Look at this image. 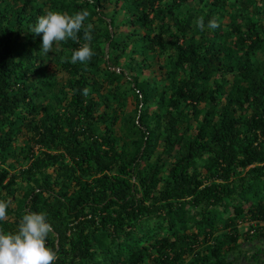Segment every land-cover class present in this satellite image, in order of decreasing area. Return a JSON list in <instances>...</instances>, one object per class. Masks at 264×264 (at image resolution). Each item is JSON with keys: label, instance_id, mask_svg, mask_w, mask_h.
<instances>
[{"label": "trees", "instance_id": "16d2710c", "mask_svg": "<svg viewBox=\"0 0 264 264\" xmlns=\"http://www.w3.org/2000/svg\"><path fill=\"white\" fill-rule=\"evenodd\" d=\"M49 10L88 16L44 55ZM0 200L54 264H264V0H0Z\"/></svg>", "mask_w": 264, "mask_h": 264}, {"label": "clouds", "instance_id": "9594fccd", "mask_svg": "<svg viewBox=\"0 0 264 264\" xmlns=\"http://www.w3.org/2000/svg\"><path fill=\"white\" fill-rule=\"evenodd\" d=\"M88 13L78 11L69 15L61 11L49 10L37 17L30 33L41 38L39 52L49 55L53 52L54 45L66 40L77 39V34L82 30ZM198 26L204 29V21L200 19ZM219 25L209 21L208 27L215 29ZM90 29V25L88 26ZM85 39L92 40L89 32ZM94 55L90 43L82 44L71 55V63H85ZM86 94V90H85ZM8 204L0 200V222L6 220ZM53 231L47 216L40 212L25 213L19 220L17 229L12 232L0 230V264H54L57 257L52 248L47 246V237Z\"/></svg>", "mask_w": 264, "mask_h": 264}, {"label": "rangeland", "instance_id": "374dc122", "mask_svg": "<svg viewBox=\"0 0 264 264\" xmlns=\"http://www.w3.org/2000/svg\"><path fill=\"white\" fill-rule=\"evenodd\" d=\"M50 70H52L53 69V64H52V62L50 63ZM154 69H155V72H156V74H159V71L157 70V67L156 66H154ZM53 71V70H52ZM58 74V73H57ZM134 109V105H133V103L129 100V102L127 103V107H126V112H130V111H132ZM263 248H264V245H263ZM244 253H246L245 255H246V257L249 259V256H250V253L251 252H253L254 250H253V246H251V245H246V246H244ZM263 256H260V258H262ZM238 264H252V261H247L246 260V258L245 259H243V258H241L240 260H239V262H238Z\"/></svg>", "mask_w": 264, "mask_h": 264}, {"label": "water", "instance_id": "95a60500", "mask_svg": "<svg viewBox=\"0 0 264 264\" xmlns=\"http://www.w3.org/2000/svg\"><path fill=\"white\" fill-rule=\"evenodd\" d=\"M108 48V46H106V49Z\"/></svg>", "mask_w": 264, "mask_h": 264}]
</instances>
